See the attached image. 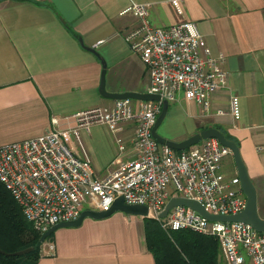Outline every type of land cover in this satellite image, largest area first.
Instances as JSON below:
<instances>
[{"label":"crops","instance_id":"crops-1","mask_svg":"<svg viewBox=\"0 0 264 264\" xmlns=\"http://www.w3.org/2000/svg\"><path fill=\"white\" fill-rule=\"evenodd\" d=\"M130 3L146 4L155 27L193 22L225 73L224 87L209 95L207 112L181 96L176 104L167 103L157 134L171 142L206 128L230 136L254 188L257 215L264 219V0H186L182 17L168 0H0V145L46 133L53 118L58 129L72 127L76 112L110 105L112 100L98 94L99 59L107 92H146V70L123 40L136 23L120 15ZM230 95L239 101L236 121L229 114ZM132 135L131 123L115 131L93 125L80 132L96 177L133 157ZM67 145L81 155L70 139ZM230 158L221 162L224 175L234 174ZM39 248L35 264H154L142 218L121 212L58 228Z\"/></svg>","mask_w":264,"mask_h":264},{"label":"built area","instance_id":"built-area-1","mask_svg":"<svg viewBox=\"0 0 264 264\" xmlns=\"http://www.w3.org/2000/svg\"><path fill=\"white\" fill-rule=\"evenodd\" d=\"M184 1L168 0L180 17ZM125 14L136 23L123 40L146 70V92L157 95L158 101L112 100L108 106L76 112L72 127L58 129L53 118L46 133L0 145V183L40 234L53 225L75 220L82 210L107 211L121 198L124 204L145 206L147 218L158 221L163 229L213 236L226 264H243L241 252L250 264H264V232L241 223L209 221L183 206L172 207L164 217H158L172 198L195 201L213 215H232L244 209L237 176L234 173L228 178L220 172L230 151L216 139L175 151L157 143L150 133L161 101H175L180 93L207 112L209 95L224 87L225 73L193 22L181 19L165 27L152 26L146 4L130 3L120 12ZM228 105L230 116L238 120V97L230 95ZM123 123L133 125V157L98 178L82 149L80 132L93 125L115 131ZM70 138L81 155L67 145Z\"/></svg>","mask_w":264,"mask_h":264},{"label":"trees","instance_id":"trees-1","mask_svg":"<svg viewBox=\"0 0 264 264\" xmlns=\"http://www.w3.org/2000/svg\"><path fill=\"white\" fill-rule=\"evenodd\" d=\"M64 27L78 39L68 24H64ZM224 138L232 141L228 135H224ZM142 230L146 251L154 264H217L220 249L217 240L211 235L189 230H166L152 218H142ZM39 236L40 233L33 230L19 206L0 183V251L9 254L34 247ZM39 249L34 247L31 252L20 256L0 254V264H35Z\"/></svg>","mask_w":264,"mask_h":264},{"label":"water","instance_id":"water-1","mask_svg":"<svg viewBox=\"0 0 264 264\" xmlns=\"http://www.w3.org/2000/svg\"><path fill=\"white\" fill-rule=\"evenodd\" d=\"M87 51L94 53L91 48H84ZM101 70L99 74V83H98V94L100 97L108 100H119V99H131V100H141V101H158V96L149 94L147 92L137 93V92H121V93H109L104 88V63L99 59ZM167 109V102L165 100L161 101L160 111L155 118L154 124L151 128V137L159 144L165 145L175 151H181L188 148L191 145H194L201 140L214 138L217 142L227 148L230 151V157L232 159L234 173L237 176L239 182V188L242 195L245 198L244 209L240 212L232 215H213L205 212L203 208L195 201L183 199V198H172L164 206L163 210L159 213L158 217L162 218L165 216L166 212L176 206L187 207L200 216L204 217L209 221H219L224 223H241L248 225L254 231L262 233L264 232V219L258 217L256 212V195L254 188L248 179L246 170L240 160L238 149L236 145L224 138L222 133L215 128H206L200 130L198 133H195L186 139L180 142H171L163 139L157 134V128L160 125L164 114ZM114 212H121L127 215L140 216L141 218H147V209L145 206L141 205H128L124 204L121 198L115 199L107 211H91V210H82L78 217L75 220L68 222H61L56 225L49 227L46 231L40 234L38 240L34 244V247H40L44 242L46 237L53 233L56 229L61 227H76L78 226L84 218L91 219H103L108 217ZM34 247H29L13 253H3L0 251V254L6 256H20L26 253H29L33 250Z\"/></svg>","mask_w":264,"mask_h":264},{"label":"rangeland","instance_id":"rangeland-1","mask_svg":"<svg viewBox=\"0 0 264 264\" xmlns=\"http://www.w3.org/2000/svg\"><path fill=\"white\" fill-rule=\"evenodd\" d=\"M105 90H107V88H106ZM180 98H181V93L175 96V100H176V99H180ZM175 102H176V101H175ZM175 102H174V101H171V102L168 103V105L171 106L172 104H176ZM169 108H170V107H169ZM169 110H170V109H168V113H169ZM168 113H167V115H168ZM176 127H177V125L175 124L173 129H176ZM70 141H71V143L73 144V140H72V138H70ZM226 158H230V157L227 156ZM230 159H231V158H230ZM224 163H225V161L222 163V169H221V171H220V172H222V173L226 171V170H225V166H226V165H224ZM231 173H232V172H231ZM231 173L229 172L228 175H225V176L229 178V177L232 176V174H233V173H232V174H231ZM84 208H85L84 206L81 207V209H84ZM241 255H242V258H243V264H250L249 259L244 255L243 252H241ZM217 264H226V263H225V260L223 259L222 255H221V253L218 254Z\"/></svg>","mask_w":264,"mask_h":264}]
</instances>
